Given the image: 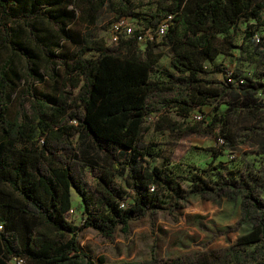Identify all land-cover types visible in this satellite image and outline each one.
Returning <instances> with one entry per match:
<instances>
[{
    "label": "trees",
    "instance_id": "obj_1",
    "mask_svg": "<svg viewBox=\"0 0 264 264\" xmlns=\"http://www.w3.org/2000/svg\"><path fill=\"white\" fill-rule=\"evenodd\" d=\"M12 1L11 8L27 16H45L56 26L59 39L50 43L31 32L32 46L15 44L6 30L0 38V51L6 44L11 50L10 57L0 60V264H10L13 258L25 264H264V204L254 186L238 193L244 210L239 224L249 222L251 228L220 256L160 260L152 246L149 258L113 262L79 246V232L85 228L113 242L117 232L123 238L129 235L131 221L181 208L187 179L191 193L215 197L229 196L227 189L244 180L239 172H233L234 177L217 172L209 183L197 171L188 177L173 170L172 152L164 153L144 139L149 116H156L157 130L173 134L217 130L223 146L233 141V122L243 116L251 124L245 128L256 136L257 153L264 154V81L245 76L237 84L242 75L218 65L212 71L223 72L224 78L210 81L205 67L206 61L235 46L241 22H246L245 37L253 38L257 26L264 25V0H154L147 9L138 8L136 0ZM107 3L116 20L135 17L143 27L121 33L112 45L89 33L84 44L64 52L59 40H70L76 11L93 25L95 14ZM0 6L8 14L4 0ZM165 19V33L158 36ZM147 32L152 38L140 42L137 37ZM258 44L263 48V41ZM161 47L169 51L172 69L154 77ZM14 56L23 59L21 71ZM45 76L50 90L36 91L33 85L46 83ZM21 86L17 112L9 118L8 106ZM223 101L226 110L213 112L204 126L198 120L185 122L205 105L216 108ZM171 110L182 121L165 114ZM75 136L87 139L104 158L79 150ZM208 150L216 157L220 149ZM153 157L161 164L153 165ZM117 175L123 176L124 185ZM71 188L81 198V225L70 219Z\"/></svg>",
    "mask_w": 264,
    "mask_h": 264
},
{
    "label": "rangeland",
    "instance_id": "obj_2",
    "mask_svg": "<svg viewBox=\"0 0 264 264\" xmlns=\"http://www.w3.org/2000/svg\"><path fill=\"white\" fill-rule=\"evenodd\" d=\"M11 1L4 0L8 14H5L0 6V17L2 14L6 15L4 19H0V38L5 36L6 30L10 35V40L15 44L23 43V45L32 46L31 32L50 43L58 41L56 26L48 21L45 16H27L20 9L11 8ZM153 1L136 0L135 2L138 8L147 9ZM76 15L78 18L69 27L70 40L67 42L59 40V43L64 47V52L69 54L84 44L89 33L95 35L92 39H99L106 45H112L116 41L114 23L117 20L109 3L105 4L95 14L93 25H89L87 20L83 19L85 15L80 11L77 10ZM262 16L264 18V9ZM124 19L126 24L133 28L143 27V22L138 18L125 16ZM248 22L255 23L253 20ZM257 27V33L264 37V25ZM246 28V22H241L238 25L239 30L236 32L233 42L235 46L230 52L220 54L212 62H205V67L209 72L206 75L208 80H223V72L212 71V66L218 65L229 70V72L240 75L249 74L254 79L259 78L264 81V40L261 39L263 48L260 44L256 45L253 38L245 37ZM6 45V48H2L0 51L1 61L11 56L9 44ZM160 50L163 55L158 63V71L153 73L154 77L160 76L162 69H172L169 51L166 47H161ZM13 63L19 71L22 70V57L14 56ZM45 78L46 83L33 85L36 91L50 90V81L47 76ZM20 83L22 84L23 80ZM22 90L23 87L21 86L17 94L12 96L7 112L9 118H13L17 112ZM214 105H205L202 113L196 111L202 115V118L198 120L201 126L210 121L213 112L222 113L227 108L224 101L218 103L216 108ZM25 108L28 110L27 103ZM165 114L173 120L182 121L174 110ZM242 117L237 122H233V141L226 142L224 146L216 143V136L219 134L217 130L204 135L191 131L173 134L166 128L157 130L154 127L153 123L156 116L147 117L144 126L149 127V129L144 132V139L164 153L172 152L170 167L173 170L188 177L191 175L190 171H197L201 173L204 179L210 181L209 183L217 179V172L229 177H234L233 172H239L243 175L244 180L240 181L237 187L232 186L231 189H227L229 196L215 197L191 193L189 190L190 181L187 179L184 183L187 189L186 199L181 208L172 211V213L158 212L153 218L146 216L139 220H133L130 222L129 235L123 238L122 234L117 232L113 242L103 238L94 229L85 228L79 232L80 248L93 257L104 255L108 261L113 262L149 258L152 246H154L155 255L160 260L173 258L185 260L195 255L211 256V253L217 256L222 255V251L226 247L231 245L239 235L251 228L249 222L239 224L244 210L242 196L238 193L246 187L254 186L255 193L264 204V154L257 153L256 136L245 128L250 127L251 124L244 122ZM198 121L192 116L185 120L188 124H194ZM248 122H252V120ZM74 141L79 150L87 149L90 155L103 157L102 155L98 156L97 152L91 149L88 140L84 137L75 136ZM210 146L220 149L217 151L216 157L208 150ZM150 160L153 165L162 162L160 158L156 157ZM117 180L123 185L125 184L123 176L117 175ZM127 201H132V197H129ZM71 202L70 219L74 224L81 225L83 222L82 202L79 194L73 188H71ZM10 264L25 263H18L11 259Z\"/></svg>",
    "mask_w": 264,
    "mask_h": 264
},
{
    "label": "built area",
    "instance_id": "obj_3",
    "mask_svg": "<svg viewBox=\"0 0 264 264\" xmlns=\"http://www.w3.org/2000/svg\"><path fill=\"white\" fill-rule=\"evenodd\" d=\"M167 25H168V22H167V19L161 21L158 25V28H157V35L158 36H162L164 33H165V30L167 28ZM114 30H115V39L117 40L118 39V36L121 34V33H126L127 35L131 34L134 30L133 27L129 26L128 24H126L125 22V19L124 17L123 18H120L118 19L115 23H114ZM146 36H149L150 38H152L151 34L147 32V34L145 35H139L137 38L140 42H143L146 38ZM253 40L255 42V44L259 43L261 41L260 39V35L256 32L254 35H253ZM245 76L249 77L250 75L249 74H246V75H242V76H239L237 78V81L236 83L237 84H240V83H243L244 80H245ZM229 81L231 80V78L228 79ZM261 98L264 99V93L261 94ZM192 118L195 119V120H200L202 118V115L198 112H195L193 113L192 115ZM223 138L222 137H216V143L218 144H223ZM15 261H17L18 263H23V260L21 258H13Z\"/></svg>",
    "mask_w": 264,
    "mask_h": 264
}]
</instances>
